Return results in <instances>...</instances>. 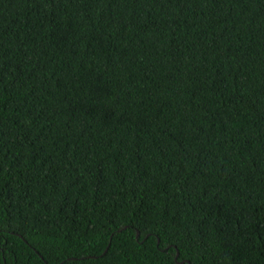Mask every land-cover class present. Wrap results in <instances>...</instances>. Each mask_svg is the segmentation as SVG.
Segmentation results:
<instances>
[{"label":"trees","instance_id":"obj_1","mask_svg":"<svg viewBox=\"0 0 264 264\" xmlns=\"http://www.w3.org/2000/svg\"><path fill=\"white\" fill-rule=\"evenodd\" d=\"M0 264H264V0H0Z\"/></svg>","mask_w":264,"mask_h":264}]
</instances>
